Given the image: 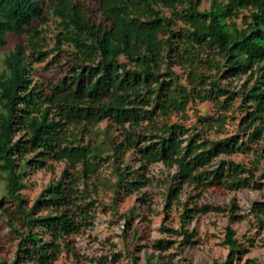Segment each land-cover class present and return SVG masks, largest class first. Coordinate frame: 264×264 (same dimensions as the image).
Returning a JSON list of instances; mask_svg holds the SVG:
<instances>
[{"label": "trees", "instance_id": "obj_1", "mask_svg": "<svg viewBox=\"0 0 264 264\" xmlns=\"http://www.w3.org/2000/svg\"><path fill=\"white\" fill-rule=\"evenodd\" d=\"M200 1L95 0L99 17L94 20L74 0H0V45L7 32L25 35L23 43L3 56L0 70V218L17 238L12 257L0 258V264H49L69 246L68 236L92 223L88 181L104 182L99 170L109 151L120 156L133 149L140 169L153 161L174 166L166 205L183 182L202 189L259 185L255 170L264 155V0H210L203 9ZM50 2L59 17L55 45L68 44L71 61L61 75L43 84L32 81L29 66L46 54L38 23ZM240 74L245 79L238 90L222 82ZM237 96L243 112L239 131L209 137L204 130H221ZM194 100L211 101L215 113L198 115L201 127L171 119L173 113L186 116ZM254 141H260V153L248 164L218 157L252 150ZM49 159H63L66 166L28 204L21 193L23 175ZM121 175L120 170L109 187L121 185ZM139 175L143 179L131 180L126 191L147 182ZM211 206L184 201L179 227L161 226L180 238L158 237L152 247L165 250L176 241L182 251L194 241L187 223ZM251 212L264 226V199L253 200ZM222 242L229 248L227 258L213 264H264V256L241 260L247 246L231 224L225 225ZM176 253L169 251V263H164L159 253L148 252L143 264H194L186 257L172 261ZM118 256L100 254L94 260L112 264Z\"/></svg>", "mask_w": 264, "mask_h": 264}, {"label": "rangeland", "instance_id": "obj_2", "mask_svg": "<svg viewBox=\"0 0 264 264\" xmlns=\"http://www.w3.org/2000/svg\"><path fill=\"white\" fill-rule=\"evenodd\" d=\"M74 1L87 8L94 20L99 17L95 0ZM209 6L210 0L200 1L199 8ZM52 7L50 2L44 19L38 23V27L45 35V49H47L45 57L42 60L31 61L29 66L32 81L43 84L61 75L71 61L66 52L70 51L69 45L65 42L60 43V48L55 45L59 17ZM24 38V33H6V42L0 45V70L4 67L3 56L15 43H23ZM177 69L178 67L174 66V70ZM244 79L245 74H240L230 79H223L222 82L225 81L230 88L238 90ZM240 103L241 98L237 96L232 102V108L227 112L229 114L220 131H215L214 126L205 129L204 132L209 137H222L238 132V121L243 113L238 106ZM184 113L186 116L180 112L173 113L171 119H179L184 123L197 125L198 128L201 127L198 115L215 114L209 100L191 101ZM99 125L101 127L106 125V120H101ZM116 133L117 130L112 131V134ZM259 143L260 141H254L252 150L237 151L229 155L220 154L218 157L228 156L248 164L251 159L259 155ZM113 153V151L106 153L110 156L99 170V177H102L104 182L98 183L96 178L88 181L94 198L92 223L68 236L69 246L64 247L49 264H96L95 256L107 254L111 257L113 252L119 253V256L112 264H143L144 255L148 252L159 253L161 261L169 263L167 261L169 251H177L172 261L186 257L194 264H213L214 259L225 260L229 252L228 246L222 242L226 224H231L235 228L237 237L247 246V250L241 255V260L246 257L263 258L264 226L257 222L251 212V204L255 199H264V155L259 160V168L255 170L258 186L229 189L213 185L202 189L196 188L192 183L183 182L178 196L166 205L169 186L173 183L171 174L175 169L174 166L153 161L147 163L144 169H140V162L135 158L133 149L126 150L120 156ZM65 166L66 162L63 159H49L46 165L27 168L23 175L26 186L21 189L27 203L31 204L49 181L56 180ZM120 170L124 181L121 185L109 187L110 183L117 180ZM141 172L147 178V182L126 191L125 185H131V180L143 179L139 177ZM2 190L3 180L0 177V192ZM184 201H188L189 205L193 203L212 205L207 211L195 213L187 223L194 241L185 244L182 251L176 247V241L165 250L153 248L151 243L158 237L169 236L176 240L180 238L181 235H168L161 226L179 227ZM216 205L219 208H214ZM231 213H242L243 216L239 219H231ZM134 230H136L135 235ZM16 242L17 238L9 232L8 226L0 218V258L12 257Z\"/></svg>", "mask_w": 264, "mask_h": 264}]
</instances>
